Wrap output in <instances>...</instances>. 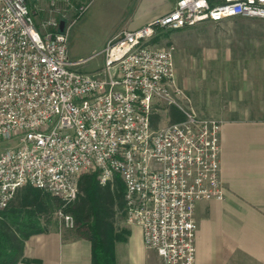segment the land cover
Returning <instances> with one entry per match:
<instances>
[{
	"label": "built area",
	"instance_id": "2783aa9c",
	"mask_svg": "<svg viewBox=\"0 0 264 264\" xmlns=\"http://www.w3.org/2000/svg\"><path fill=\"white\" fill-rule=\"evenodd\" d=\"M53 1V0H52ZM264 20V0H176L166 13L123 29L105 44L103 65L81 71L68 57L60 20L37 24L27 0H0V210L26 186L59 198L78 193V175L101 185L118 175L124 220L163 264H194L201 200H223L221 122L198 116L179 86L167 32L201 22ZM181 118L153 127L157 113ZM63 227L73 216L60 208Z\"/></svg>",
	"mask_w": 264,
	"mask_h": 264
},
{
	"label": "crops",
	"instance_id": "0c3cea01",
	"mask_svg": "<svg viewBox=\"0 0 264 264\" xmlns=\"http://www.w3.org/2000/svg\"><path fill=\"white\" fill-rule=\"evenodd\" d=\"M123 11L106 42L166 13L176 0H110ZM105 46V45H104ZM237 77L222 99L193 105L198 116L221 122L220 177L223 200H201L196 222L194 264H264V73ZM114 244L116 264H163L147 248L139 226H124ZM29 262L19 264H91L87 239L58 230L31 235L24 245Z\"/></svg>",
	"mask_w": 264,
	"mask_h": 264
},
{
	"label": "rangeland",
	"instance_id": "374dc122",
	"mask_svg": "<svg viewBox=\"0 0 264 264\" xmlns=\"http://www.w3.org/2000/svg\"><path fill=\"white\" fill-rule=\"evenodd\" d=\"M27 3L37 24L54 19L62 20L69 27L68 57L72 61H80L76 66L79 70L89 72L101 68V50L115 24L121 21L124 10L117 9L110 0H27ZM156 43L173 46L178 84L196 104L225 97L227 88H232L238 76L264 73L262 19L239 17L222 22H201L167 32ZM172 109L154 115L152 126L174 122L175 111ZM15 145L13 140L1 141L0 153ZM90 172H81L77 181L81 175ZM114 181V178L110 181L111 188L115 186ZM20 191L10 204L17 202ZM112 221L116 228L127 226L117 202ZM48 229L58 230L68 237L76 234L75 227H63L56 212Z\"/></svg>",
	"mask_w": 264,
	"mask_h": 264
},
{
	"label": "trees",
	"instance_id": "16d2710c",
	"mask_svg": "<svg viewBox=\"0 0 264 264\" xmlns=\"http://www.w3.org/2000/svg\"><path fill=\"white\" fill-rule=\"evenodd\" d=\"M173 113V120L181 118L176 111ZM114 180L111 188L110 182H98L96 171L81 175L76 198L64 207L59 198L42 189L31 185L20 188L17 202L10 201L0 210V264L29 262L24 257L25 241L31 235L49 231L52 216L60 208L74 218V237L90 242L91 264H116L114 244L126 239L127 230L116 228L112 221L116 202L124 215V185L118 175H114Z\"/></svg>",
	"mask_w": 264,
	"mask_h": 264
},
{
	"label": "water",
	"instance_id": "95a60500",
	"mask_svg": "<svg viewBox=\"0 0 264 264\" xmlns=\"http://www.w3.org/2000/svg\"><path fill=\"white\" fill-rule=\"evenodd\" d=\"M63 25H64V22L62 20H60V22H59V30L63 29Z\"/></svg>",
	"mask_w": 264,
	"mask_h": 264
}]
</instances>
